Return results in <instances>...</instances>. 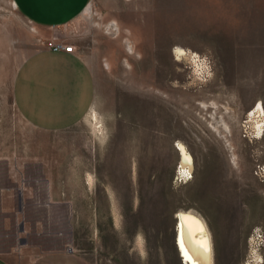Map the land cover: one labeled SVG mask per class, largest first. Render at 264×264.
Masks as SVG:
<instances>
[{
    "label": "rangeland",
    "instance_id": "374dc122",
    "mask_svg": "<svg viewBox=\"0 0 264 264\" xmlns=\"http://www.w3.org/2000/svg\"><path fill=\"white\" fill-rule=\"evenodd\" d=\"M55 34L76 40L93 72L90 111L109 128L102 146L85 120L43 130L18 111L16 74ZM260 104L264 0H90L60 28L0 0V255L11 264L49 251L86 264H185L177 216L193 211L210 230L214 264H264V123L258 132L248 118ZM178 144L190 173L180 172Z\"/></svg>",
    "mask_w": 264,
    "mask_h": 264
},
{
    "label": "crops",
    "instance_id": "0c3cea01",
    "mask_svg": "<svg viewBox=\"0 0 264 264\" xmlns=\"http://www.w3.org/2000/svg\"><path fill=\"white\" fill-rule=\"evenodd\" d=\"M20 12L44 28L74 21L90 0H14ZM75 43L78 42L75 40ZM20 114L43 130H62L82 121L95 98L93 72L81 55L41 48L20 66L14 82ZM0 264H11L0 255ZM29 264H86L75 252L49 251Z\"/></svg>",
    "mask_w": 264,
    "mask_h": 264
},
{
    "label": "bare ground",
    "instance_id": "6f19581e",
    "mask_svg": "<svg viewBox=\"0 0 264 264\" xmlns=\"http://www.w3.org/2000/svg\"><path fill=\"white\" fill-rule=\"evenodd\" d=\"M14 4L17 7L15 1ZM191 54L192 52H189L188 55H185L182 50H177L178 56L180 55L187 57ZM191 60H193V58ZM248 118L251 121L253 127L256 128L258 132L262 131L264 123V111L262 104L258 105V107L253 110ZM83 120H85L90 126L93 136L100 143V145H104L109 138V128L106 126V120L104 121L102 114H98L96 111L91 110ZM224 128L225 130L229 129L226 124H224ZM178 147L181 156L180 172L186 174L190 173L193 169L192 157L184 145L178 144ZM80 160H78V162H81ZM132 168L133 177L137 178L136 165H133ZM74 172L78 175L77 170H74ZM85 184L93 191L96 189L97 183L94 175L91 172L86 171ZM107 189L110 195L111 217L113 219L114 225L117 228H121L123 222L121 206L113 191L110 188ZM177 221L176 244L178 251L181 254V259L184 260L183 262H185V264H214L213 241L210 230L208 229L204 220L193 211H179ZM133 243L134 245L136 243L138 248L137 250L140 252L142 257L140 260L144 262L147 261L149 258V251L143 236L141 234L135 235ZM251 254H253L255 257L254 260L260 258L258 253L254 250V247L252 248ZM252 263L253 261H248L244 264Z\"/></svg>",
    "mask_w": 264,
    "mask_h": 264
},
{
    "label": "built area",
    "instance_id": "2783aa9c",
    "mask_svg": "<svg viewBox=\"0 0 264 264\" xmlns=\"http://www.w3.org/2000/svg\"><path fill=\"white\" fill-rule=\"evenodd\" d=\"M44 46L52 51H64L72 55H80L79 46L62 34L53 35L44 43ZM257 175L259 178H264V168H261Z\"/></svg>",
    "mask_w": 264,
    "mask_h": 264
}]
</instances>
